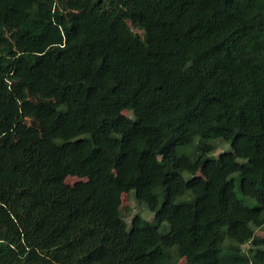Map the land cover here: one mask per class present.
Here are the masks:
<instances>
[{
	"label": "trees",
	"instance_id": "16d2710c",
	"mask_svg": "<svg viewBox=\"0 0 264 264\" xmlns=\"http://www.w3.org/2000/svg\"><path fill=\"white\" fill-rule=\"evenodd\" d=\"M257 231L264 0H0V264H264Z\"/></svg>",
	"mask_w": 264,
	"mask_h": 264
},
{
	"label": "rangeland",
	"instance_id": "374dc122",
	"mask_svg": "<svg viewBox=\"0 0 264 264\" xmlns=\"http://www.w3.org/2000/svg\"><path fill=\"white\" fill-rule=\"evenodd\" d=\"M198 140V139H196ZM211 144H215V142H210ZM195 146H192L191 148H185V149H181L179 150V154H184L187 155L189 157H192L191 152L196 151L194 150ZM216 149L214 151H212L211 153L208 154L209 157L211 158H215L217 159L221 154V152L223 151H230V147L229 144H222V143H218L217 145H215ZM234 179H236V176H234ZM77 181H79V179L77 178H67L66 179V183L67 184H74ZM235 193L237 195V197L243 201L245 204H247L248 206L255 208L256 202L250 199H247L246 197H244L239 189V182L238 180H235ZM135 194L134 191H130L127 194H123L121 196V207H120V212L124 218V220L127 222L128 226H129V222L132 219V217L135 214H138L140 217H142L143 219H145L146 221L150 222V223H155L154 222V217L153 214L150 213L148 211V209L146 208L145 205H140L136 202L135 200ZM164 226L167 228V224H164ZM160 232L165 233L164 230H162V228L160 229ZM257 235L258 236H263V232L261 231H257ZM245 250L248 249V245L244 247Z\"/></svg>",
	"mask_w": 264,
	"mask_h": 264
}]
</instances>
